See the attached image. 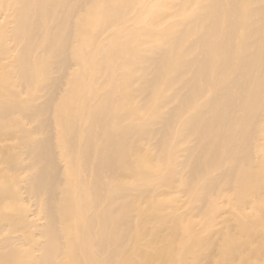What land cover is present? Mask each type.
Masks as SVG:
<instances>
[{"label":"bare ground","instance_id":"obj_1","mask_svg":"<svg viewBox=\"0 0 264 264\" xmlns=\"http://www.w3.org/2000/svg\"><path fill=\"white\" fill-rule=\"evenodd\" d=\"M0 264H264V0H0Z\"/></svg>","mask_w":264,"mask_h":264},{"label":"rangeland","instance_id":"obj_2","mask_svg":"<svg viewBox=\"0 0 264 264\" xmlns=\"http://www.w3.org/2000/svg\"><path fill=\"white\" fill-rule=\"evenodd\" d=\"M6 62V61H5Z\"/></svg>","mask_w":264,"mask_h":264}]
</instances>
